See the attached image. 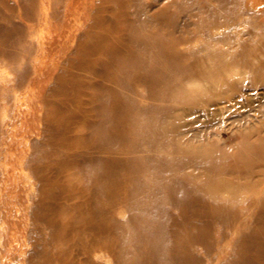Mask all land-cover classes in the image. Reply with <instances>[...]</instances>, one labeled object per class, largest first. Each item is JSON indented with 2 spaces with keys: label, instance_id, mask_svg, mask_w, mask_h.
Instances as JSON below:
<instances>
[{
  "label": "bare ground",
  "instance_id": "obj_1",
  "mask_svg": "<svg viewBox=\"0 0 264 264\" xmlns=\"http://www.w3.org/2000/svg\"><path fill=\"white\" fill-rule=\"evenodd\" d=\"M34 1L8 5L6 12H1L3 20L0 19L1 173L2 177L15 175L14 168L6 170L2 165L15 160L20 153V165L30 168L29 177L33 175L22 180L28 190L27 204L20 210L17 207L18 203L22 204L20 194L10 197L8 187L0 184V236L10 242L0 246V264H212L223 258L224 264H264V233L257 229L259 225L264 228V192L254 197L252 203L248 202L249 198L242 200L239 211L231 202L232 196L220 201L215 192L227 190L230 194L238 188L255 190L257 182L248 180L246 175L255 170V158L264 155L260 151L264 149V139L257 147H251L250 154L240 150L235 167L228 163L221 167L223 173L244 177L245 182L236 185L232 179L219 178L209 185L213 192L204 195L185 176L172 172L177 166L175 163L166 166L168 157L165 154L142 150L144 135L137 132V120L139 114L151 108L150 105L137 106L135 101L129 100L126 91L130 85L126 74L132 66L134 72L128 75L134 81L159 83L162 80L168 92L174 93L176 84L168 81L166 73L179 63L183 54L175 42L163 38L158 28L152 33L138 32L134 28L136 19H121L115 13L116 16L112 15L108 21L109 0H101L97 8L91 9L87 26L79 23L70 30L73 34L75 29L86 28L83 34L74 33L77 46L71 51L73 56L52 61L53 65L44 63L42 56L51 53L53 59L62 58L64 48L61 43L56 44V40L36 38V27L53 22L63 13L67 15L70 10L68 4L62 8L59 0L52 10L47 0H39L38 5ZM252 1L253 7L241 2V11L231 10L226 18L216 13L206 21L207 36L231 46L210 49L206 55L189 51L194 62L185 65L196 79L194 85L179 89L174 104L162 108L163 115L169 109L194 105L212 90V86L220 92L236 84L233 71L242 55L236 46L242 43L245 34L238 27L247 20L257 28L264 27V17L259 20L264 14V0ZM158 13L155 15L166 14L163 7ZM121 23L125 26H120ZM223 25L228 27L219 35L210 30ZM247 32L252 39L251 30ZM193 34L184 37L185 41ZM258 43L261 45L262 41ZM144 51H153V57L148 53V58ZM247 54V63L264 68V61L259 65L252 57H258V46ZM147 62H151L149 68ZM58 67L60 72L52 75ZM200 79L212 86L204 88ZM26 87H31L27 90L33 93L32 100L40 101L42 112L37 115L33 108L22 112L18 107L22 105V89ZM104 93L110 96V106H106L108 97ZM53 95L55 102L49 99ZM63 95H70L68 100H71L66 105L57 99ZM133 105L139 114L128 113V106ZM51 107L60 117L55 121L50 117ZM91 112L95 118L88 121ZM20 116L26 117L21 124L38 118L44 123L45 132L51 130L52 121L56 124L60 136L54 146L56 151L50 159L47 153L39 167L31 165L33 155L28 139L31 128H25L20 138L15 137ZM63 119H66L64 126ZM86 124L92 128L89 139L81 129ZM182 126L171 114L153 130L167 135L170 142L174 141L175 153L171 155L181 162L189 158L204 162L209 171H217L215 155H220L217 150L175 142L176 137L187 132ZM244 164L247 167L244 168ZM156 166L159 168V173L155 171L157 174L152 170ZM151 180L154 181L152 185L149 184ZM129 207L136 210L120 219L117 212ZM171 207L180 210L177 215ZM251 208L258 210L255 218L241 216L240 211ZM40 209L43 218L39 219L34 213ZM212 222L222 225L216 228L213 237L209 229ZM56 225L60 229L59 238L66 243L60 242L59 246L50 248L48 245H54V236L47 230ZM37 233H46L48 238ZM224 241L230 246L226 252L221 247ZM66 254H69L67 260Z\"/></svg>",
  "mask_w": 264,
  "mask_h": 264
},
{
  "label": "rangeland",
  "instance_id": "obj_2",
  "mask_svg": "<svg viewBox=\"0 0 264 264\" xmlns=\"http://www.w3.org/2000/svg\"><path fill=\"white\" fill-rule=\"evenodd\" d=\"M24 1L26 0H0V19L3 20L1 12H6L8 5H15L17 2L22 4ZM55 1L58 0L46 1L49 9L52 10V8L57 5ZM101 2V0H59V5L62 8H64V5L68 4V9L70 10L68 14L65 15L63 13L60 18H55L53 22L37 25L34 35L36 38L41 40H56V44L61 43L64 48L63 57H56V59H53V55L49 53L46 56H42L44 63L53 65L52 61L55 63L59 60L62 61L66 59V57L73 56L71 51L77 46L74 42V33L83 34L86 28L81 27L78 30L75 29L73 34H70V30L74 29L79 23H83L84 26H87L89 22L88 18L91 16V9L97 8ZM131 2L132 3L129 4V0H109L107 4L110 7V12L106 13V19L109 21L112 15L116 16V13L121 19L124 17H128L131 20L136 19L137 22L134 28H136L138 32L152 33V31L157 30L158 28L161 36L167 40H172L171 42H175L177 48L183 53L180 60H178L179 63L177 62V64H175V66L168 73H166V75L168 74V81L176 84V88L174 89L175 92L172 94L168 92V89L165 87L167 84H165L162 80L159 83L154 82L153 80H151V82L150 80L147 82L134 81V79L128 75L130 72H134V67H128L129 70L127 72L129 73L126 74V79L130 85L126 91L129 100L135 101L137 106L150 105L151 108V110L144 111L142 114H139V110L136 105H133V107L128 106L129 109H127L128 113L139 114V118L137 120V132L138 134L144 135L141 146V148H143L142 150H146L153 154H165V156L168 157L166 166L170 167L171 164L175 163L177 166L173 167L172 172L178 174L179 176H185V178L189 179L195 187L201 189L203 194L206 196L213 192V189L209 188V185L219 178H229L232 179L236 185H241L245 182L244 177L236 176L233 173H223L221 167L226 163L235 167V160L237 161V156L239 155L240 150L246 151L247 154H250L251 147H257V144L262 142L260 140L264 139V68L260 69L261 67L256 66V64L247 63L249 62V57H247L249 54H247V52L252 50V48L254 50L257 46L259 53L258 57H252L256 58V62L259 61V65L263 63L262 61H264V27L259 26L257 28L255 27L256 25L251 24L248 20L238 27V29H241L245 34L242 39V45H237L236 48L240 49V54L242 53V55L245 56L241 55L235 65L233 72L235 73L234 75L236 76L237 82L234 86L226 87L218 92L219 89L213 88L210 82L200 79L202 80L201 85L204 88L209 89L212 86V90H210L204 98H200L199 101L192 106L187 104L186 106L180 108L176 107L173 110L169 109L164 115L162 108H166L167 106L174 104L176 97L178 98L179 96V89L182 87L184 89L186 86L191 87L194 85L193 82L196 79L195 77L194 79L192 78L193 75L190 73L191 71L187 69V66H189V64L192 65L194 62V57L189 53V51L194 50L199 55H206L210 49H226L231 46L223 41H217L216 39L209 38L206 34L208 32L206 28V21L208 22V19L214 14H219L226 18L229 14H231V10L241 11L239 8L241 2H244V4L252 7L255 3L252 0H174L172 2H170V0H131ZM34 4L38 5L39 0H35ZM162 7L165 9L166 14L164 16L162 15V17L155 15L159 14V9ZM263 17L264 14L262 13L259 20L261 21ZM120 26L125 25L121 23ZM227 27L228 25H223L222 28L214 26L210 30H212V33L219 35L222 31L227 29ZM94 30L100 31L97 28ZM250 30L253 35L252 39H250L248 35L249 32H247ZM194 31H197L198 33ZM192 32L194 34L187 38L188 41H185L184 37H187ZM255 40H257V42H255ZM259 41H262L261 45H259ZM72 43L73 46L71 45ZM56 50L57 48L53 51L56 52ZM144 53L147 56L149 53L151 54V57H153V51H144ZM16 56L17 55H15V57ZM18 57H21L20 54ZM81 58L82 57L79 55L78 61H80ZM148 62L147 65L149 68L152 60L149 64ZM30 69L32 72V66ZM59 72L60 68H55L52 75L56 76ZM50 76L51 74L49 77ZM105 80L106 82H109L108 79ZM52 85L53 82L50 83L49 86ZM27 88L31 87L22 89V105H18V107H20L22 112H26L27 110L33 108L35 114L37 115L42 112L40 109V101H36L35 99L32 100L33 93L27 90ZM38 89V87L35 88V92L38 91ZM104 95L105 97H108V99H106L108 102L106 103V106H110L111 103L109 101V94L104 93ZM65 96L66 95H63L62 98L57 97L58 101L62 105H66L67 101L70 102L71 100H68V96L70 95ZM49 99H51L52 102H55L54 95L49 97ZM158 110H161L160 114H158ZM50 114L53 121L60 118L58 113H56L55 109L52 107ZM90 114L87 118L88 121H92L95 118V115L92 114V112ZM171 114L173 118H175V121L180 122L183 124L182 127L187 129V132L181 137H176L175 142H180L179 144L181 145L187 144L192 147L201 146L203 148H208L210 146L211 148L217 150L220 153V155H215L217 160L215 163H217L216 168L218 172L209 171L204 162L192 161L189 158H187V160L184 159L181 162L175 156L171 155L175 153L173 152L174 144H172L174 141L170 142V140L166 138L167 135L164 136V134H160L153 130V127L159 123L165 122ZM24 120H26V117L24 116H20L18 118L16 122L18 130L16 131L17 135H15V137L17 136L20 138L25 128H31L28 132L30 134L28 139H30L31 142L30 151L33 155L31 165L39 167V165L44 162L43 159L47 157V153L50 159L54 151H56L54 146L60 139V136L55 128L56 124L53 121L51 130L45 132L44 123L38 120V118L35 117L34 121L30 118L27 122L21 124V121ZM28 122H30V125H28ZM61 122L62 126H64V123L66 124V119H63ZM82 128L86 134L85 138L88 137L89 139L91 137L92 128H90L88 124L82 125L81 129ZM46 136L47 138H45ZM130 140L132 141V139ZM260 151L264 152V149ZM21 157L22 154L19 153L15 160H8L7 163L2 165L3 169L6 170L10 167L14 168L15 175L11 174V176L2 177L0 168V184L8 187L10 197H14L15 194L18 193L21 196L22 204H17L19 210L20 207L22 209L27 204L25 195L28 189L23 186L22 180L29 177L30 170L29 167H22L20 165V161L18 159H21ZM255 166V170L246 175L248 180H255L257 182L255 190L249 188H238L233 192H230V194H228L229 192H227V190H218L215 191L218 193V199L222 201L225 200L226 197H229L228 195L232 196L231 202L232 204H236L238 207H236V210L239 211L242 206V200L249 198L248 202L252 203L254 197L256 199L257 196H261V193L264 192V155L259 154V156L255 158ZM243 167L245 168L247 165L244 164ZM158 169V166H156L152 170L155 174H157L159 173ZM32 176L33 175L31 174L29 178ZM145 183H147V180ZM149 184H154V181L151 180ZM171 209L175 215H177L180 211L173 207H171ZM122 210L125 211L119 213L117 212V216L120 219H125L128 217V214L135 211L136 208L129 207L122 208ZM240 213L244 218L246 217L248 219L250 218V215H253V218H255L258 210L257 208H251L245 212L240 211ZM34 214L36 218H43L42 209ZM39 219L37 221L40 224ZM26 220L27 217H25L24 221ZM10 223L12 224V222ZM215 223L216 222L209 223V229L211 230L212 237L216 228L222 227L220 223ZM257 229L259 233L260 231L264 233V228L261 225H259ZM47 232H51L54 236L52 242L54 245H48V247L53 248L54 246H59L60 242L63 245L66 243L63 239L59 238L58 234L60 229L57 225L48 229ZM36 235H44L48 238V234L46 233H37ZM68 237L70 236L68 235ZM211 240L213 239L211 238ZM225 242L227 241H224L221 244V247L225 248L226 252L227 249H230V246ZM5 243L8 245L10 242L0 236V246L6 245ZM124 244L129 245L125 241ZM257 257L258 260L261 259V257ZM67 258H69V254H66L65 259L67 260ZM50 259L52 260V258ZM224 261L225 258L218 262L217 260H214L212 264H224ZM104 264L106 263L104 262Z\"/></svg>",
  "mask_w": 264,
  "mask_h": 264
}]
</instances>
